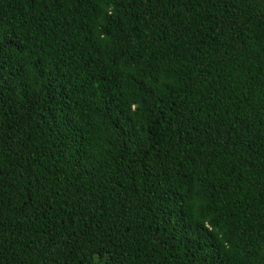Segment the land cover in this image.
<instances>
[{"label": "trees", "instance_id": "trees-1", "mask_svg": "<svg viewBox=\"0 0 264 264\" xmlns=\"http://www.w3.org/2000/svg\"><path fill=\"white\" fill-rule=\"evenodd\" d=\"M0 264H264V0H0Z\"/></svg>", "mask_w": 264, "mask_h": 264}]
</instances>
